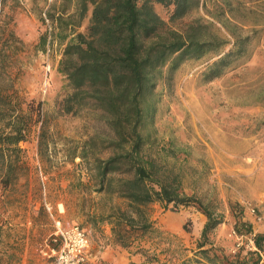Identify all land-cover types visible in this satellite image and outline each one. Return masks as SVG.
Wrapping results in <instances>:
<instances>
[{"label": "rangeland", "instance_id": "obj_1", "mask_svg": "<svg viewBox=\"0 0 264 264\" xmlns=\"http://www.w3.org/2000/svg\"><path fill=\"white\" fill-rule=\"evenodd\" d=\"M229 1L220 18L238 35L251 37L247 54L208 82L201 77L202 65L183 64L170 90L158 86L162 95L151 131L161 144L174 146L176 157L169 166L179 174L184 192L222 218L209 233L210 240L234 251L241 244L253 248L249 235L241 237L235 232V220L249 222L253 233L264 231V0ZM36 2L41 7L44 4V0ZM34 7L32 0H0V92L8 94L15 105L20 100H41L43 121L34 124L35 111L24 103L23 121L30 124L29 132L19 142V163L11 183L6 188L0 185V200L9 206L12 200L14 208H21L40 197L43 185L48 190L49 182L50 197L69 204L70 224L84 226L86 212L107 209L111 200L70 186L78 177L87 180L85 165L76 154L84 138L105 126L90 110L70 115L57 105L60 81L55 66L61 48L55 43L46 45V50L40 48L38 37L49 29V21L43 24ZM156 10L166 18L162 6ZM216 12L208 2L173 27L199 19L213 23L222 37L231 40L213 16ZM2 172L0 163V177ZM149 209L154 229L132 248L142 246L158 259L143 263L180 264L194 257L205 215L194 206L173 210L159 202L151 203ZM13 254L9 260L1 255L2 264H16L18 253ZM260 264H264V253Z\"/></svg>", "mask_w": 264, "mask_h": 264}, {"label": "trees", "instance_id": "obj_2", "mask_svg": "<svg viewBox=\"0 0 264 264\" xmlns=\"http://www.w3.org/2000/svg\"><path fill=\"white\" fill-rule=\"evenodd\" d=\"M32 1L38 19L43 24L49 21V29L38 37L40 48L46 50V45L53 43L61 48L55 66L60 81L57 105L70 115L90 110L105 126L84 138L76 154L85 165L87 180L78 177L70 186L111 200L107 209L86 212V221L93 226L107 223L113 242L132 248L154 229L151 203L173 210L194 206L206 221L194 257L180 264H260L264 231L253 233L249 222L235 220V232L241 237L249 235L253 248L241 244L227 251L215 245L209 233L222 218L199 198L184 192L179 174L170 167V159L176 157L174 146L161 144L151 131L162 95L158 86L170 90L183 64L202 65L201 77L208 82L247 54L251 37L238 35L220 18L230 1L44 0L42 7ZM208 2L214 4L217 12L213 16L231 40L222 37L213 23L199 19L182 28L173 27ZM157 5L167 11L166 18L157 12ZM7 97L0 92L3 188L12 181L19 163V142L25 141L29 132L30 124L23 121L24 103L35 111L34 124H43L41 100H20L15 105ZM43 135L41 130L39 137ZM115 198L122 203L113 202ZM183 227L186 229V224ZM135 248L145 263L157 261V255L146 248ZM2 260L0 254V264Z\"/></svg>", "mask_w": 264, "mask_h": 264}, {"label": "crops", "instance_id": "obj_3", "mask_svg": "<svg viewBox=\"0 0 264 264\" xmlns=\"http://www.w3.org/2000/svg\"><path fill=\"white\" fill-rule=\"evenodd\" d=\"M49 185L47 182L48 190L43 185L38 199L22 204L21 208H14L12 200L10 206L0 200V254L7 260L13 253H18L16 264H53L50 260L59 242L58 232L73 220L69 204L50 197ZM61 185L64 188L67 183ZM24 205L27 208H23ZM82 227L90 240L89 264H144L143 258L135 252L136 248H124L113 242L107 223L98 231L87 221Z\"/></svg>", "mask_w": 264, "mask_h": 264}, {"label": "built area", "instance_id": "obj_4", "mask_svg": "<svg viewBox=\"0 0 264 264\" xmlns=\"http://www.w3.org/2000/svg\"><path fill=\"white\" fill-rule=\"evenodd\" d=\"M59 242L52 251L53 264H89V235L78 223L63 227L58 232Z\"/></svg>", "mask_w": 264, "mask_h": 264}]
</instances>
